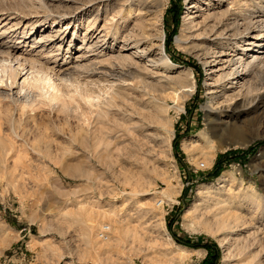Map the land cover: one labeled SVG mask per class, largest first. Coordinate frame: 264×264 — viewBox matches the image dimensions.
I'll list each match as a JSON object with an SVG mask.
<instances>
[{
	"label": "rangeland",
	"instance_id": "1",
	"mask_svg": "<svg viewBox=\"0 0 264 264\" xmlns=\"http://www.w3.org/2000/svg\"><path fill=\"white\" fill-rule=\"evenodd\" d=\"M38 1L0 0V30L8 28V33L19 34L34 27L32 33L38 34V39L43 30L51 27L52 31L49 29L46 34L53 36L59 32L58 35L32 48L28 42L18 45L5 36L0 40L16 50L15 57L22 54L27 58H45V53L51 59V67L74 73V60L77 62L81 56L79 46L93 32L84 31L89 21L86 19L98 7H91L88 0ZM239 1L244 9L251 7L257 11V28L244 23L242 26L251 28L250 37H264V0ZM145 2L153 7L154 14L147 19L159 24L164 52L172 63L156 66L157 56L145 61L134 58L140 78L150 86L148 90H141L136 79L118 83L114 89L116 104L111 109L103 106L101 112L92 114L83 108L80 118L86 119L85 123L75 114L69 117L55 110L49 112L45 107L32 113L39 118L30 114L32 119L27 112L24 117L14 109L19 135L33 139V135L39 138L37 134H44L52 155L48 158L45 154L31 155L29 151L26 165L35 170L0 171V264H257L255 260L264 264V211L259 215L253 205L256 201L264 204V101L244 102L229 115L220 116L228 126L219 128L212 140L221 146L234 142L237 148L217 152L205 168L198 166L205 161L204 151L189 152L196 144L193 138L207 128L204 108L212 95L222 103L226 95L238 93V89L228 90L227 81L214 83L220 76L222 61L227 58L225 55L221 61H214L218 57L212 54L214 44L224 45L225 41L212 42V35L204 39L210 28L220 29L219 23L225 24L227 17H221L225 7H210L206 11L202 0ZM16 3L23 4L21 13L15 10ZM111 4L120 6L121 2L111 0ZM99 11L101 16L94 26L98 32L109 27L104 25L102 6ZM64 13L65 20L74 19L67 27L65 20L54 22ZM185 19L186 44L178 47L175 38L181 35ZM192 20L193 24H189ZM122 27L121 24L105 29L109 36L102 49H120L118 40L113 41L110 36L120 33ZM244 27L239 29L240 35L225 28L227 35H233L231 43L241 44L240 38L247 33ZM150 34L152 43L157 45L158 33ZM128 50L124 55L133 53V49ZM97 52L86 51L83 56L93 57ZM227 53L232 54L231 50ZM151 60L152 63L147 62ZM177 66L192 72L195 85L194 93L182 101V112L175 110L171 97L179 88L174 82L179 73ZM98 68L95 73L112 67L105 63ZM256 76H252L253 81L264 78V69L258 70ZM80 77L83 80L86 76ZM21 82L22 79L19 85ZM223 88L227 89L225 96ZM7 93L14 94L15 90ZM234 102L241 103L242 97H236ZM4 109L8 110L7 106ZM4 136L5 141L10 140ZM185 140L190 145L188 150L182 149ZM238 151L244 155H227ZM217 162L221 164L218 170ZM223 172L228 176L218 181ZM217 192L233 200L234 215L238 214L237 207H243L246 224L240 223L231 232L219 228L220 218L213 217L218 207H211ZM244 196L247 200L241 201ZM195 204H199L198 210L193 209ZM106 225L109 238L103 242L100 231ZM172 242L193 252L177 249ZM172 248L174 257L165 253V249Z\"/></svg>",
	"mask_w": 264,
	"mask_h": 264
},
{
	"label": "bare ground",
	"instance_id": "2",
	"mask_svg": "<svg viewBox=\"0 0 264 264\" xmlns=\"http://www.w3.org/2000/svg\"><path fill=\"white\" fill-rule=\"evenodd\" d=\"M119 1L121 2L120 6H113V4H111V0L87 1V4H90L91 7L96 6V8L98 7V9L92 11V13H90L92 15H89V17L86 19H89V21L87 22V26L85 27L84 31L87 32L90 29H93V32H91L92 34L89 38L85 37L79 46L78 52L81 56L76 59L77 62L74 60V73H64L61 70L62 67L58 69H56L57 67L54 66L51 67V59L45 53L42 54L43 56H46L45 58L36 56L34 58H27L22 54L18 55V57H15L14 51L16 50L13 47H9L7 43L0 40V171L2 169L4 172L6 171L16 173L19 171L20 173L21 171L23 173V171L25 170H35V167V169H33L32 166L26 165V156H29V151L34 153H31V155L42 156V154H45L48 158L52 155V152L50 151L51 145L47 143L46 139L44 140V134H37V129L36 134L39 135V138L36 135H33V139H25V137H23L24 135H19V119L17 120V117H13V112H15L16 114V111H19L20 113H22V115L27 112L28 117L32 119L31 116L33 115L32 113L35 110L40 107H45L47 109H50L49 112L51 110H55V112L63 113L65 114V116L75 114L77 115L79 120L83 119L85 123L86 119L80 118L82 117L81 114L83 108L88 113L92 114L94 112H101L103 106L111 109L113 105L116 104L114 101L117 95L114 92V89L116 88V85L118 83L125 84L128 82V80L136 79L138 80V84L140 85L141 90L146 91L149 89V84L139 76L137 70L138 64L134 61V58H137V60L140 61H145L149 60L147 58L157 56V60L156 62H154L156 66L160 64L172 66V63L164 52V35L161 30H157L159 24L157 23V21L153 23L151 20L152 18L147 19L148 17H151L152 14H154L153 7L145 2V0ZM202 1H204L206 5V11H209L210 7L224 6L225 9L221 14V17H227L225 18V24L224 22L219 23L221 24L220 29H217L216 27V30L214 27L211 30L210 28V33H208L209 35L206 34L207 36L205 35L204 38L208 40L212 35L215 36L212 42L221 40L225 41L224 45H219L217 43L214 44V52L212 54L218 56L215 57L214 61H216V59L221 61V58H223L225 55L227 56V58H225V60H223L221 63L222 68L221 70H219V72H221L220 76L214 83H223L227 81L228 85H230L228 90H232L233 88L238 89L237 95L225 96V90L227 89L223 88V95L225 96L224 101L222 103H218V97L212 95L211 102H209L208 105L204 108L206 111V116L208 117H206L207 128L205 130H201L196 134V136L193 138L196 139V144L190 147L191 151L189 152L201 153L204 151L206 157L204 155L203 158L205 159L203 160H205L206 162H201L198 164V166L205 168L207 164L209 166V163L213 160L217 152L221 153L229 150L230 147H233L232 149L238 147V144H235L234 142H229L230 146H221L219 143H214V139L212 140V138L217 137V134L220 130L219 128H221L222 126H228V123H224L221 120L222 117L220 116L222 114L229 115V113L235 110L239 106V104H242L244 102L253 103L257 100L264 101V78L261 77L258 81H253L254 77L257 78L256 72L258 70L264 69V37H260V34L252 37H250L251 35L249 36L250 29L252 27L257 28L255 27L256 23L254 21L256 19L257 11L254 8L250 7L244 9L243 4L241 5L239 0ZM41 4L42 6H46L45 3ZM100 6H102L104 9V25H108L109 27L113 28H116L121 24L123 26V29L120 33L110 36L112 37L113 41L118 40L120 45L118 46L120 47V49L116 50L112 46H106L105 49H102L105 46L104 41L109 36V32L105 31V29H108L109 27H105V29L100 32L94 29L97 20L101 16L99 11ZM21 8H23V4L20 3L17 5V9L15 10L21 13ZM39 8L43 7L39 6ZM79 9L80 8H78L77 10ZM65 15L67 14H60L54 22H56L57 20L59 22L64 21L65 19H67L65 18ZM84 16L85 14L83 15V17ZM209 16H211V14H209ZM209 16L206 17V19L210 18ZM214 17L216 18V15H214ZM78 19L79 21H81V17ZM157 19L158 22H160L161 16H159ZM72 20L74 19L65 20L64 26L67 27ZM188 20H191V18H188ZM131 21L133 22L132 26L130 27ZM186 22L187 20L185 19L183 22L184 29L181 31V35L175 38V44L178 47L186 44V39H184L183 36L185 30H188V24ZM193 22L194 21L192 20L189 22V24H193ZM242 23H244V26H250L251 28L242 26ZM219 24L216 26H219ZM243 27L245 29V32L247 33H245L243 37L240 38L241 44H238L239 42H236L234 44L231 43V38L233 37V35H227L229 33H226L225 28L233 32L235 31L237 35H240L241 33H239V29ZM49 29L52 31L51 27H49ZM25 30L26 29H24L19 34L17 33V31H15L14 33H8L9 30L7 28L4 30H0V37L2 38L3 36H5L9 38L11 42L14 41L18 45L23 44L25 46L28 42V44H30L32 48L34 45H37L41 42L50 41L52 37L57 36L59 33L55 32L53 36L51 34L47 35L46 32L48 30L45 29L40 33V36L37 39L38 34H35V32L32 33L34 27L31 28L30 31ZM147 31H149V33ZM150 32L158 33L159 35L158 37H155L158 43L155 46L152 43L153 39L151 40L152 34H150ZM93 37L95 40L94 43L91 40V38ZM89 40H91V42L90 44H87L86 41L88 42ZM71 43L72 41H70L69 45ZM129 48L133 49V53L128 56L124 55V52H128ZM114 49L115 51H113ZM229 50H231V55L230 53H227ZM86 51L88 53L98 52L95 54V56L86 58L85 56H83L85 54L84 52ZM155 51L157 52L156 54H154ZM147 62L152 63V60ZM105 63L107 65H110L112 68L108 69L104 73H95L99 70L98 67L102 66ZM123 69H127V71H123ZM176 69L179 70V73L174 78V82L179 86V88L173 91L174 93L171 97L174 102L175 110L177 112H182L184 111V108L182 107V101L186 97H189L194 93V77L192 72L185 67L183 68L177 66ZM82 74H84L86 77H84L83 80H80V76ZM126 77L129 79H125ZM93 78L95 79L93 80ZM20 79H22V82L19 85L18 82ZM244 79L246 80L243 81ZM235 80L236 82L233 83L232 81ZM3 89H7L9 93L15 90V93L9 95L7 93V90L3 91ZM239 96L242 97V102L233 103L234 99ZM4 106H7V109L10 107L9 109L12 110H5ZM8 112H10V114ZM213 113H216L217 115H214ZM25 115L23 116L25 117ZM36 117L38 116L34 114L33 118ZM49 120L51 121V119ZM2 127H4L5 130L4 128L2 129ZM37 128L39 129V127ZM209 128H211V130H209ZM56 129L57 131H59L58 128ZM3 135L10 138V140L5 141ZM252 141L253 140L247 143H250ZM187 142L188 140L184 141L182 145L183 150H188V147L190 145L187 144ZM241 146H244V144L242 143ZM205 150H207L208 152H206ZM227 174V172H223L221 177H219L217 180H223L228 176ZM215 197L216 198L213 199L211 207H218L217 212L213 217L220 218L217 219V223L220 229H229V231L231 232L236 230L240 226V223L246 224V222L243 221L244 214L243 212H241V209L243 207H237L236 212H238V214L234 215L232 213L233 210L231 206L233 205V200L231 198H224L219 192L216 193ZM167 198L169 199V196H167ZM244 200H247V197H242L241 201ZM159 203L160 205L162 204V202ZM198 205L199 204H195L193 206V209L198 210ZM253 205L254 207H256V209H258L259 215H261L264 211V204L256 201V203L254 202ZM206 208L209 209L210 206H207ZM196 210L194 211L196 212ZM162 228L163 234L167 236L168 233L165 226H163ZM172 244L177 249L193 252L192 250L181 247L174 242H172ZM165 253L169 256H175L173 248L165 249ZM256 261L258 264L259 261L255 260V262Z\"/></svg>",
	"mask_w": 264,
	"mask_h": 264
},
{
	"label": "built area",
	"instance_id": "3",
	"mask_svg": "<svg viewBox=\"0 0 264 264\" xmlns=\"http://www.w3.org/2000/svg\"><path fill=\"white\" fill-rule=\"evenodd\" d=\"M160 205V203H159ZM162 205V204H161ZM100 238L103 241H107L109 238V228L107 226L103 227L100 231Z\"/></svg>",
	"mask_w": 264,
	"mask_h": 264
},
{
	"label": "trees",
	"instance_id": "4",
	"mask_svg": "<svg viewBox=\"0 0 264 264\" xmlns=\"http://www.w3.org/2000/svg\"><path fill=\"white\" fill-rule=\"evenodd\" d=\"M168 41H169V40H168ZM227 155H230L231 157H232V156H239V155H244V152H243V151H238V152H236V153H231V152H230V153H227ZM215 166H217L216 169L218 170V169L221 167V164L217 162V163L215 164ZM186 245H187V246H190V245H188V244H186ZM193 247H195V246H193Z\"/></svg>",
	"mask_w": 264,
	"mask_h": 264
},
{
	"label": "water",
	"instance_id": "5",
	"mask_svg": "<svg viewBox=\"0 0 264 264\" xmlns=\"http://www.w3.org/2000/svg\"><path fill=\"white\" fill-rule=\"evenodd\" d=\"M222 145H223V146H230L229 143H223Z\"/></svg>",
	"mask_w": 264,
	"mask_h": 264
}]
</instances>
